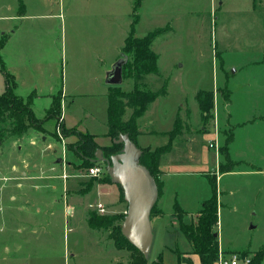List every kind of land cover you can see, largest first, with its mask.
Returning <instances> with one entry per match:
<instances>
[{
	"label": "rangeland",
	"instance_id": "1",
	"mask_svg": "<svg viewBox=\"0 0 264 264\" xmlns=\"http://www.w3.org/2000/svg\"><path fill=\"white\" fill-rule=\"evenodd\" d=\"M138 1L23 0L26 17L22 19L31 22L24 24L21 37H33V48L42 49L47 59L63 63L68 69L72 68V61L80 60L76 66L82 70L88 63L84 59H91L96 52L105 64L123 57L120 49L135 15L139 16L135 24L137 36L163 29L152 44V49L159 54V72L141 79L138 89L155 91L167 84L168 93L151 105L148 115L154 112L168 123L185 114L186 107L191 106L192 122L196 125L201 117L196 109L197 92L214 94V107L208 116L202 110V123L209 125L208 128L215 127L218 132V137L210 142L221 155L218 171L236 170L216 181L219 224L215 230L224 247L238 250L242 257L240 264H252L256 257L264 264V0H140L137 6ZM13 3L14 0H0L2 7ZM7 23L0 20V26ZM96 80L82 74L69 78L70 86L74 84L73 87L81 91L95 90L96 94L79 96L76 103L70 105L66 104L69 98L65 96L61 110L74 109L71 117L79 116L80 125L84 122L102 131V120L109 115V101L102 94L106 89L104 81ZM61 81L51 79L44 82V87L51 88L56 83L61 90ZM2 83L0 77V89ZM109 88L127 100L129 97L124 94L134 90L135 81L124 75L120 86ZM208 95L204 96L206 100H209ZM227 100L229 105L225 107ZM52 101L48 96H41L31 107L35 112L46 111ZM23 102L29 103L24 99ZM55 103L60 105V99ZM54 105L50 110L52 114L49 115L48 110L42 118L52 117L45 127L55 131H43L40 117H36L34 123L24 118L31 126L20 136L15 134L19 117L11 114L9 108H0V137H3L0 144V264H131L133 259L139 258V251L121 234L128 206L124 190L119 187L120 202L113 195L111 203L103 202L106 212L98 210V197L91 195L83 199L76 195L79 189L84 194L95 183L113 181L103 179L104 176L89 177L91 166L77 154L80 136L75 134L76 141L63 144L73 129L62 124L61 117L56 116L59 109ZM130 111L128 108L127 112ZM228 112L232 114L231 122L227 119ZM43 137L53 140L57 146L52 147L49 142L47 145ZM232 138L233 158L230 156L229 160ZM32 141L49 153V161L42 167L25 161L31 153ZM58 157L61 162L57 161ZM67 163L71 165L68 173L83 182L78 190L69 185L66 189L63 185L62 174ZM216 179L217 175L205 176L201 182L203 186L206 184L210 194L214 192L212 184ZM71 196L78 206L73 214L68 213V209L73 208ZM91 213L106 220L103 227L90 225ZM182 238L183 241L176 238L175 251L163 254L165 264H182L178 253L188 250L183 243L185 237ZM156 246L157 242L152 247L150 261L157 258Z\"/></svg>",
	"mask_w": 264,
	"mask_h": 264
},
{
	"label": "crops",
	"instance_id": "2",
	"mask_svg": "<svg viewBox=\"0 0 264 264\" xmlns=\"http://www.w3.org/2000/svg\"><path fill=\"white\" fill-rule=\"evenodd\" d=\"M25 6L26 5L24 4L23 0H14L12 6L9 4L6 5L8 9H6V7H2L0 4V20L8 22L6 25L0 26V40L4 41L0 49V77L3 79V86L0 89V94L6 90L8 86L7 80L10 78L16 84L14 88L15 95H18L21 99H24L26 101L30 100L32 103L35 99L41 96H48L49 99L53 101L51 102V106L47 108L46 111L35 112L31 107L33 113L38 118L46 117L44 115H47V111H50L53 108V104H55L54 107H56L57 103H55V100L59 98L60 105H57L59 110L56 111L58 114L56 116L61 117L62 124L66 128L73 129V131L80 130L83 133L91 134L95 137V141L97 142V144L102 147H109L113 144V138L111 135L109 136V115H106L102 120V131H97L95 129H92L89 125H87V123L80 121V125L78 120L80 118L79 116L71 117V115L75 112L74 109L61 110V102H63L62 99L65 96L69 98V102H66V104L70 105V103H76L75 99L79 96L91 97L96 94V92H94L95 90L81 91L79 88L73 87L74 84H71V86L69 85V78L71 79V77H73L74 79L75 76L77 77V75L82 74L87 76L90 80L93 77L94 79H97L96 81H104L103 83L106 86V89L102 90V94L109 101L107 105V107H109L111 101V98L109 97V87L117 85H111L107 83L106 78L108 71L112 69V65L115 62H111L110 60V63L105 64L103 57L99 56V53L97 52L96 55L91 59H84L88 61V63L83 65L84 68L82 70L76 66L77 62L80 60H75L74 63L72 61L73 66L71 69L66 68L67 65L65 67L63 63L60 65L58 62L56 63L54 61H50L46 58L42 49L37 50L38 48H33V37H21L23 28H25L24 24L27 26V24L31 22L29 21L30 19H22V17H26V15H23L26 9ZM37 15L38 14H36V16ZM33 16L35 15L33 14ZM35 35L36 37H39V32L35 33ZM37 47L41 48V45H38ZM122 47L120 49L121 54L123 51ZM118 58L120 57H117V59ZM97 69L101 73L100 76L97 73ZM149 75L151 74H148L145 77ZM51 79H53V81L55 82L56 79L58 81L59 79L62 80L61 90L58 89L59 87H56L55 82V84L52 85L51 88L44 87V82H50ZM157 99H155V101ZM155 101L151 102L146 108L144 114L140 115V117L136 119L135 126L137 127V131H139L140 134L133 136V141L136 142V144L140 148H142V150L148 149L150 151H155L157 148L171 144L170 149L161 155V160L159 162V169L163 174L159 178L161 182V190L157 202L158 211L152 217L153 231L155 235L152 247L156 245V242L158 243V247L156 246L158 257L160 253H162L163 255L165 251H175L174 248L177 245L176 238H179L181 239V241H183L182 237H185V242L183 243L185 244V248L188 250L182 253L183 256L186 258H191L193 264H201V258L199 254L194 252V250L192 249V245L188 242L185 234H183L181 231L180 219L175 213L176 203H178L180 207L186 212V214L182 217V221L189 224V222H191L193 219H196L197 213L202 208L204 200L210 198L213 195L212 193H209L210 191L208 190V187H206V184L204 186L202 185L201 182L203 181V178L205 176L212 177L213 175H217L216 181L219 180V178H221L222 180L223 174H232L236 172V170H227L222 173L218 171V165L221 161V155L218 154L214 147L209 146L210 142H212V139L218 137V132H216V130L214 129L215 127L208 128L209 125L202 123V118L205 113H202L198 101L196 109L199 110V114L201 117L200 121L196 125H194L192 122L193 110L191 106L186 107L185 114L174 117V119H172L168 123L165 119H162L161 116H157L156 114H154V112L152 113L153 115L151 114L149 116L148 111L150 110L151 105H155L153 104ZM227 105H229V102L225 104V107H227ZM127 110L123 117L124 121L129 120L133 115L132 109L130 111L131 113L127 112ZM48 113L49 115L52 114L51 111ZM42 119L43 131H55L50 128L47 129V127H45L48 121L52 119V117L49 119ZM178 119H180L181 121L179 124L181 126V131H179L170 139L167 133L176 127ZM227 119L229 122H231V112H228ZM182 124L184 127L182 126ZM55 125L56 121L54 123V127ZM38 127L39 130H41L40 126H37V128ZM220 135L219 137L221 139ZM232 137L234 138V135ZM43 138L44 143L46 142V144L48 145L49 142V145L55 147L56 144L53 142V140L51 141L50 139V141H48L47 137ZM233 138L230 139L229 142L228 159L230 158V156L233 158V156L231 155L232 143L234 141ZM77 139L78 137L74 133H71L69 136L65 137L63 144L67 145L68 143L76 141ZM35 142L36 141H32L29 144L31 153L28 154V156L25 158V161H27L29 164L37 163L39 167H42V165L48 163L49 153H45L42 150L43 147L37 145ZM59 145L61 144L59 143ZM58 148L60 150L62 149V147L60 148L59 146ZM51 151L53 152V149H51ZM41 153H44V155ZM74 154L76 155V153ZM79 156L82 158L80 154ZM57 161L61 162L62 160L60 157H58ZM70 167L71 165L67 163L66 169H64L65 172L63 173L67 176L63 177L64 175L62 174L63 185H66V189L69 185L70 188H76L75 190H78L80 186L83 185V182H81V180L79 179H76L75 177H72V175L68 173V168ZM88 175L89 177H94L93 175ZM105 175L106 174L104 172L101 175L97 176L102 177ZM204 181L205 183H207L206 180ZM119 187L120 186L115 182H112L111 184L99 182L97 184L95 183V185L90 189H86L84 191V194L82 193L83 190L80 191V189L75 192H78V194L76 195L79 197L81 196V198L83 199H86L88 197L90 198L91 195L98 197L100 199L99 203H111L112 195L120 202L121 189ZM72 198L73 196H71L70 203L73 208L68 209L69 214H73L74 212L76 213V210L78 209L77 203H75V200ZM115 199L114 201L116 202ZM69 210H71V212H69ZM220 248L226 253L238 251L224 247L221 241ZM182 264L187 263L182 262Z\"/></svg>",
	"mask_w": 264,
	"mask_h": 264
},
{
	"label": "trees",
	"instance_id": "3",
	"mask_svg": "<svg viewBox=\"0 0 264 264\" xmlns=\"http://www.w3.org/2000/svg\"><path fill=\"white\" fill-rule=\"evenodd\" d=\"M139 1L137 2V6L140 4ZM134 19L135 21L132 24L128 37L125 40V44L122 47V52L127 56V61L123 64V75L133 77L135 81V88L133 91L124 94L125 96L129 97L127 100L124 97L113 93V91H110L109 97L111 98V101L108 109V124L110 128L109 136L111 135L113 139H118L120 134L129 133L131 139L133 140L134 135L140 134V132L137 131V127L135 126L136 119L140 117V115L144 114L146 108L151 102L155 101V99L160 96L167 95L168 93L167 84L155 91L138 89V84L141 79H143L148 74L159 72V65L157 64L159 54L154 49H152V44L153 41L164 30L156 29L144 36H137L135 34V24H137L139 21V16L135 15ZM3 43L4 41L0 40V49ZM7 84L8 86L6 90L0 94V108H9L13 112L11 114H14L17 118L19 117L16 123L18 132L15 134L20 136L25 132V130H27V128L31 126L28 123H25L24 118H27L29 121L34 123V121H36V115L31 109L30 100L28 101L29 103L25 104L23 99H20L17 95H15L14 88L16 84L10 80V78L7 80ZM197 94L200 109L203 110L205 116H208L214 107V94H212V92L203 90L199 91ZM205 95L209 96V100L205 99ZM127 108L132 109L133 115L129 120L124 121L123 117ZM180 122V119H178L176 127L167 133L170 139L179 131H181V126L179 125ZM72 133L77 134L82 138L79 146V152L77 151V154H80L91 167L98 163L96 161H92V159L95 158L96 151L98 149H102L104 156L110 159L113 154L121 152L124 147V143L115 141H113V144L109 147H102L97 144L95 137L91 134L83 133L80 130H74ZM2 138L3 137L1 136L0 144H2ZM170 147L171 144L157 148L155 151L143 149V153L141 155V162L148 167L150 172L156 178L158 188L161 187L159 178L163 174L159 169L161 155L168 151ZM105 174L106 175L103 177V179L112 181L111 176L108 173ZM214 181L215 183L212 184V187H214L213 195L210 198L204 200L202 208L197 213L196 219H193L191 222H189V224L182 221V217L186 214V212L180 207L178 203H176L175 206V213L180 219L181 231L183 234H185L188 242L192 245L194 252L199 254L201 258V264H213L221 252L219 233H217L215 230L219 224V202L217 190L218 187L216 186V180ZM156 209L157 205L154 207L152 215ZM89 221L93 228H96L97 225L103 227V225L106 223V220H103L101 217H95L94 213L91 214ZM97 221L99 224H97ZM122 236L125 238L127 243L138 250L123 234ZM138 251L139 258L133 259L131 264H165L162 259V253H160L155 260L150 261V258H146L140 250ZM178 256L181 262L193 264L192 259L184 257L181 252L178 253ZM256 258V261H254L255 258L252 259V264H262V262H260V258Z\"/></svg>",
	"mask_w": 264,
	"mask_h": 264
},
{
	"label": "water",
	"instance_id": "4",
	"mask_svg": "<svg viewBox=\"0 0 264 264\" xmlns=\"http://www.w3.org/2000/svg\"><path fill=\"white\" fill-rule=\"evenodd\" d=\"M126 61L127 56L123 55L112 65V69L107 73V83L117 86L123 83V64ZM113 141L124 143L121 152L108 159L103 150L98 149L92 161L105 163L112 181L124 190L128 209L123 219L122 234L146 258H150L155 239L151 215L157 205L160 188L154 175L141 162L142 148L131 139L129 133L120 134L119 138H114Z\"/></svg>",
	"mask_w": 264,
	"mask_h": 264
},
{
	"label": "built area",
	"instance_id": "5",
	"mask_svg": "<svg viewBox=\"0 0 264 264\" xmlns=\"http://www.w3.org/2000/svg\"><path fill=\"white\" fill-rule=\"evenodd\" d=\"M211 147L215 145L213 143L210 144ZM106 171V164L103 162H98L95 166L91 167L89 170L90 175H101L103 172ZM98 210L100 212H106V205L103 203H98ZM242 257L240 256L239 252H232L226 254L224 251L221 250L219 257L215 260L213 264H240V260ZM249 261V260H247Z\"/></svg>",
	"mask_w": 264,
	"mask_h": 264
}]
</instances>
